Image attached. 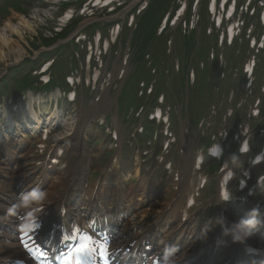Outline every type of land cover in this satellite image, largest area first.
Instances as JSON below:
<instances>
[{
	"label": "rangeland",
	"instance_id": "obj_1",
	"mask_svg": "<svg viewBox=\"0 0 264 264\" xmlns=\"http://www.w3.org/2000/svg\"><path fill=\"white\" fill-rule=\"evenodd\" d=\"M117 1L114 5L93 8L91 0H0V48L6 53L4 58L0 57V94L22 95V90L28 87L45 89L38 71L51 59L50 72L45 74L53 82L46 91H53L56 86L66 92L75 89L77 97L54 119L59 126L47 144L74 138L75 147L80 148L82 145L77 141L81 140L86 144L83 153L86 149L99 150V164L108 160L113 151H119L121 159L116 164L122 171L138 170V164L140 174L149 180L148 187L151 184L155 190H166L165 196L176 191L174 173L182 159L179 149L185 146L190 163L188 192L195 193L198 176H205L208 184L201 190L199 202L212 201L216 206L221 162L233 159L238 167L246 163L243 157L235 158L238 141L245 133H249L254 153L264 141L261 133L264 131V51L253 48L250 34L244 29L231 45L225 37L221 42L227 24L221 28L215 26L216 18L208 10L210 0H201L197 7L195 0ZM261 1L237 0L239 16L243 14L246 22L254 25L252 36L259 39L264 36ZM184 6L185 16L175 21L178 10ZM252 9L255 13L249 15ZM222 15L218 10L217 16ZM166 19L167 26L162 30ZM117 23L120 32L116 36L113 31ZM240 29L241 26L236 27L235 32ZM97 30L109 33L113 42L112 52L101 58L110 60L109 70H118V75L125 68L122 76L102 79L107 70L97 63L98 54L90 68H86V34L91 38ZM81 38H85L84 42L78 43ZM64 39L71 41L58 46ZM6 40L8 43L3 44ZM18 50L19 57L11 53ZM252 62L256 67L250 86L245 67ZM99 69L102 72L96 83L86 86V80L92 77L95 80ZM72 74L75 85L70 88L66 77ZM145 81L156 93L147 95L150 89L143 91ZM103 94L111 100L109 109L107 106L102 114L106 117L105 125L94 122L86 127L87 106ZM163 94L165 100L160 106L170 120L169 136L165 134L166 127L161 128L157 121L148 123L147 118V113L155 107V98L159 96L160 100ZM4 103L1 101L0 108L6 106ZM40 108L46 110L45 106ZM257 108L260 113L254 117L252 112ZM117 127L119 140L112 138ZM133 142L148 148L147 152L142 150L140 164L135 159ZM213 142L221 143L225 149L224 156L217 161L209 160L204 153ZM33 147L27 156L39 154L36 144ZM199 155L204 157V163L197 172L195 162ZM162 157L165 160L161 163ZM170 162L171 168L166 169ZM259 167L258 172H264V163ZM138 177L134 182L143 189V180ZM254 198L264 202V193H257ZM215 225L216 220L212 226ZM247 232L244 228V233Z\"/></svg>",
	"mask_w": 264,
	"mask_h": 264
},
{
	"label": "bare ground",
	"instance_id": "obj_2",
	"mask_svg": "<svg viewBox=\"0 0 264 264\" xmlns=\"http://www.w3.org/2000/svg\"><path fill=\"white\" fill-rule=\"evenodd\" d=\"M111 1H114V0H96V2H95V4H97V5H100L101 4V6L103 7V6H110L109 5V3L111 2ZM95 7H97V6H95ZM8 25V24H7ZM119 31H114L113 32V34H117ZM3 42V44H7L8 42H7V40L6 41H2ZM0 44H1V42H0ZM11 53H13V54H15V55H18V57L19 56H21L20 54H18V53H20L19 52V50L18 51H11ZM5 55H6V53H2L1 52V48H0V57L1 58H4L5 57ZM7 55H8V53H7ZM51 96H53V95H51ZM30 103H34V104H37V106L39 107V106H41V102H40V100L37 98V96H36V94L34 93H29L28 94V96H27V98H26ZM110 102H111V100H110V98H108V96L107 95H104L100 100H99V102H93L92 103V105L90 106V111H93V113H96V111H100V112H102V110H104V109H106L107 108V106L110 104ZM18 110H20V111H24L25 112V114H27V115H30L32 118H34V119H37L38 121L42 118L41 117V115L36 111V109H34V110H29V111H25L24 110V108H22V105H21V103H19L18 104ZM52 112V111H51ZM53 113V115H55V112H52ZM39 115H40V117L41 118H39ZM87 115V114H86ZM56 116H58V115H56ZM88 117V116H87ZM38 121H37V123H38ZM120 131V129L118 128V129H116V132H119ZM219 149L218 148H215V151H218ZM68 173V174H67ZM69 175V171L68 170H62L60 173H59V176H58V181H57V183H59L58 185H55L56 186V188H58L59 187V185H60V183L61 184H63V180L65 179V177H67ZM151 201H150V199L149 200H147L145 203H143V205H145V204H149V211H155L156 209H157V207L159 206V204L161 203V202H159V201H157L155 204H153V203H150ZM153 205V206H152ZM146 212H147V209H146ZM203 229H204V227H203ZM260 244V243H259ZM261 244L263 245V247H264V241H262L261 242ZM260 244V245H261ZM203 249V248H202ZM0 252H1V249H0Z\"/></svg>",
	"mask_w": 264,
	"mask_h": 264
},
{
	"label": "snow or ice",
	"instance_id": "obj_3",
	"mask_svg": "<svg viewBox=\"0 0 264 264\" xmlns=\"http://www.w3.org/2000/svg\"><path fill=\"white\" fill-rule=\"evenodd\" d=\"M90 251H92V249L83 250L79 254H85V253L90 252ZM73 254H75V251L73 252Z\"/></svg>",
	"mask_w": 264,
	"mask_h": 264
}]
</instances>
